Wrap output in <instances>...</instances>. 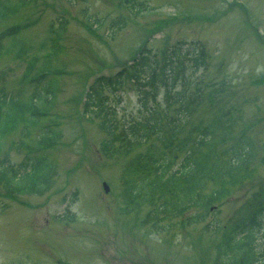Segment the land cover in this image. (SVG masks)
<instances>
[{"label":"rangeland","instance_id":"obj_1","mask_svg":"<svg viewBox=\"0 0 264 264\" xmlns=\"http://www.w3.org/2000/svg\"><path fill=\"white\" fill-rule=\"evenodd\" d=\"M138 1L148 8L134 14L128 8L131 1L34 0L0 19V33L29 22L16 36V46L10 45L11 37L4 39L0 87L9 92L25 88L47 55L59 79L53 105L42 119V125L58 131L49 148L53 180L45 191L17 199L0 182V264H218L224 225L241 204L264 190V0ZM118 19L124 23L114 31ZM179 40L204 41L209 60L192 87L195 102L185 131L225 106L238 118L233 137L224 145L245 133L256 156L247 175L223 198L188 212L203 209V220L184 223L181 214L153 226L148 222L150 204L126 211L122 173L158 140L154 137L131 154L106 157L100 150L105 133L98 127L99 118H84L83 101L97 76L116 73L146 42L161 51ZM33 57L39 60L31 71ZM201 90L204 97L213 90L216 103L209 106L203 97L200 104ZM113 98L123 123L140 118L138 93L131 83L112 92ZM180 112L179 104L170 110L169 120ZM39 132L37 128L27 140L18 131L4 138L3 147L16 165L42 150ZM20 139L28 147L12 145ZM212 187L210 183L204 192ZM68 213L73 221L64 218ZM257 240L264 251V229Z\"/></svg>","mask_w":264,"mask_h":264},{"label":"trees","instance_id":"obj_2","mask_svg":"<svg viewBox=\"0 0 264 264\" xmlns=\"http://www.w3.org/2000/svg\"><path fill=\"white\" fill-rule=\"evenodd\" d=\"M34 0H0V19L28 6ZM128 8L136 14L145 10L147 4L138 0ZM29 22L8 26L0 33V54L5 48L4 39L11 37L10 45ZM123 21L115 22L119 28ZM21 56L24 50L20 51ZM38 57L30 59L28 70L37 66ZM43 66L38 67L25 88L9 92L0 87V182L4 183L17 199L23 193H41L53 180V163L49 153L40 151L25 155L16 165L4 149V138L19 132L27 140L49 114L53 99L59 90L56 69L50 56L43 57ZM206 44L200 40H179L161 51L144 44L131 62L124 64L115 74L96 77L86 92L83 114L100 118L99 127L105 133L100 149L106 157L131 154L150 142L147 150L139 154L123 169L126 210L134 211L138 205H151L148 222L161 225L163 220L184 214V223H196L207 214L203 209L189 213L195 206L201 208L214 203L240 178L247 175L256 156L251 138L242 134L227 145L234 135L238 117L225 106L187 132L189 114L195 102L192 87L200 82L199 71L208 66ZM39 74V75H38ZM127 82L138 93L141 116L123 123L109 97V92L124 87ZM29 90V92H27ZM202 103L204 93L199 92ZM210 90L204 100L216 103ZM197 99V96H196ZM181 105V112L169 120L170 110ZM41 129V127H40ZM57 136V131L46 126L37 135V141L48 143ZM25 140H14L12 145L20 149L27 146ZM220 146V147H218ZM210 183V192L204 190ZM264 229V190L248 198L223 227V237L217 243L218 264H264V251L258 248V234Z\"/></svg>","mask_w":264,"mask_h":264},{"label":"water","instance_id":"obj_3","mask_svg":"<svg viewBox=\"0 0 264 264\" xmlns=\"http://www.w3.org/2000/svg\"><path fill=\"white\" fill-rule=\"evenodd\" d=\"M104 185H105V188H106V190L108 191V189H109V188H108L107 184H106V183H104Z\"/></svg>","mask_w":264,"mask_h":264}]
</instances>
